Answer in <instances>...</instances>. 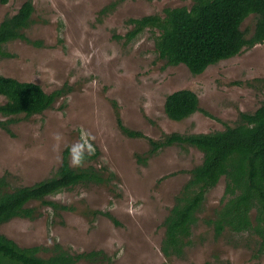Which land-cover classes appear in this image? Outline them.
<instances>
[{
	"label": "rangeland",
	"instance_id": "374dc122",
	"mask_svg": "<svg viewBox=\"0 0 264 264\" xmlns=\"http://www.w3.org/2000/svg\"><path fill=\"white\" fill-rule=\"evenodd\" d=\"M25 1L0 3V23ZM33 2L34 22L24 30L29 41L6 44L13 56L0 57V74L37 83L47 93L64 87L66 94L43 113L19 115L9 130L0 127V178L12 190L52 177L63 152L91 135L95 154L87 155L82 168L93 165L103 171L106 182L50 196L69 207L58 213L33 202L34 219L14 218L0 225V233L21 247H41L39 255L45 258L57 244L72 255L101 252L96 260L75 264H264L257 236L224 232L216 238L204 221L220 205L225 178L206 194L192 243L180 256H166L161 248L163 222L203 153L178 144L147 156L148 140L128 137L118 125L120 118L127 128L155 140L236 125L241 113H253L264 101V43L195 75L185 65H167L159 58L157 30L147 29L132 41L124 38L133 27L130 19L164 15L165 8L190 7L192 0ZM255 23L251 14L241 25L247 38L254 34ZM185 88L198 95L201 110L173 121L165 114V98ZM6 119L0 114V120ZM56 133L62 136L59 147ZM138 156L146 161L139 162ZM98 210L108 216L94 213Z\"/></svg>",
	"mask_w": 264,
	"mask_h": 264
},
{
	"label": "trees",
	"instance_id": "16d2710c",
	"mask_svg": "<svg viewBox=\"0 0 264 264\" xmlns=\"http://www.w3.org/2000/svg\"><path fill=\"white\" fill-rule=\"evenodd\" d=\"M9 1L0 0V3ZM34 13L33 0H26L15 14L1 21L0 57L13 56L5 47L9 42L29 41L24 30L34 22ZM163 14L130 19L128 23L133 27L124 38L132 41L147 29L157 30L158 34L154 31L155 49L159 58L167 65H185L195 75L238 55L244 48L264 43V0H192L190 7L165 8ZM251 14L256 16L255 30L247 38L241 25ZM262 82L264 84V77ZM65 94L64 87L47 93L37 83L0 74V97L5 99L0 103V114L7 118L0 120V127L9 130V124L17 116L43 113ZM199 110V97L191 89L176 90L165 98V114L173 121L184 120ZM118 125L126 136L148 140L147 156L178 144L195 147L203 153L202 162L189 170L191 177L176 196L175 204L163 222L161 248L166 256H180L192 243V230L199 220L198 213L206 194L222 178L226 183L220 205L214 209L213 217L204 221L213 228L216 238L224 232L257 236L258 251L264 252V101L253 113H241L236 125H227L224 130L212 133H172L155 140L127 128L120 118ZM85 158L89 157L86 155ZM138 160L146 161L142 156H138ZM102 182H106L103 171L93 165L72 167L67 148L52 177L12 190H8L6 178H0V225L14 218L34 219L36 209L29 206L33 202H41L56 213L68 210L67 205L49 197L78 185ZM94 213L107 215L100 210ZM40 250L39 246L21 247L0 233V264H75L81 259L96 260L101 255L97 251L72 255L60 244L55 246L51 257L40 256Z\"/></svg>",
	"mask_w": 264,
	"mask_h": 264
},
{
	"label": "clouds",
	"instance_id": "9594fccd",
	"mask_svg": "<svg viewBox=\"0 0 264 264\" xmlns=\"http://www.w3.org/2000/svg\"><path fill=\"white\" fill-rule=\"evenodd\" d=\"M57 141V147L62 140V136L59 133L54 134L53 137ZM95 137L89 135L88 138L81 137L73 143L69 149V163L72 167H82L85 162L86 155L91 156L95 154V148L91 143Z\"/></svg>",
	"mask_w": 264,
	"mask_h": 264
}]
</instances>
